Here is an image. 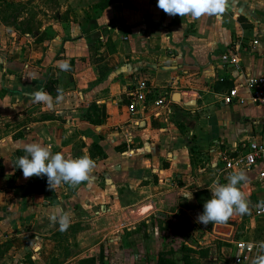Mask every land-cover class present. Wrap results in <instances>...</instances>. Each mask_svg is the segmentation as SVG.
<instances>
[{"label":"crops","instance_id":"obj_1","mask_svg":"<svg viewBox=\"0 0 264 264\" xmlns=\"http://www.w3.org/2000/svg\"><path fill=\"white\" fill-rule=\"evenodd\" d=\"M237 42L234 65L221 56ZM248 75H264V0L200 18L157 0H0V264H230L236 241L264 242L261 164L244 172L248 213L196 222L227 183L223 158L264 139V106L222 99ZM143 80L154 92L132 116ZM41 89L54 109L31 101ZM34 142L90 156L94 180L51 190L46 176L25 179L16 161Z\"/></svg>","mask_w":264,"mask_h":264},{"label":"clouds","instance_id":"obj_2","mask_svg":"<svg viewBox=\"0 0 264 264\" xmlns=\"http://www.w3.org/2000/svg\"><path fill=\"white\" fill-rule=\"evenodd\" d=\"M229 0H157V7L165 13L184 17L200 18L203 15H220L228 7ZM62 71L69 70L67 62H58ZM59 95V94H58ZM33 103L55 108L54 99L44 90H37L30 97ZM58 102V98L57 101ZM25 155L17 158L16 167L22 170L25 179L29 177H47L48 187L53 190L61 183L79 185L82 182H92L95 161L88 155L80 157L65 156L60 152L53 153L51 144L34 142L23 149ZM247 177L243 170H235L229 174L227 183L219 184L211 189V198L205 201L203 212L198 214L196 222L208 225L219 224L229 220L233 214L244 215L249 211L247 194L242 190ZM184 198L191 200L192 192ZM70 214L63 206L56 207L52 212V220L59 223L63 231L68 226ZM258 255L252 264H264V242L256 245Z\"/></svg>","mask_w":264,"mask_h":264},{"label":"built area","instance_id":"obj_3","mask_svg":"<svg viewBox=\"0 0 264 264\" xmlns=\"http://www.w3.org/2000/svg\"><path fill=\"white\" fill-rule=\"evenodd\" d=\"M258 42L255 41L254 44ZM241 43L222 53V59L228 63L239 65L238 49ZM154 92L147 81L143 80L138 83L136 88L129 93L130 102L128 105L129 112L135 116L139 108L147 106L148 96ZM223 101L226 104L235 102L245 103L248 100L264 106V75H248L242 83L230 88L224 95ZM157 108V114L160 115L163 110L169 108V100L161 96L154 101ZM244 149H235L233 155H226L224 159L223 172L228 177L235 170L251 171L254 167L263 165L259 173L260 180L264 181V139L250 141L243 147ZM257 213L264 215V203L258 206ZM259 243H250L247 241H236L234 244V254L230 264H252L255 259L256 245Z\"/></svg>","mask_w":264,"mask_h":264},{"label":"rangeland","instance_id":"obj_4","mask_svg":"<svg viewBox=\"0 0 264 264\" xmlns=\"http://www.w3.org/2000/svg\"><path fill=\"white\" fill-rule=\"evenodd\" d=\"M50 1L53 2V3L55 2V0H50ZM50 11L52 12L51 13L52 16H56V13L57 12H54V9L53 10L51 9ZM40 12H42V11H40ZM7 15H8V17H7L8 22L12 25L11 27H14V23H13V17H14V15L12 14V11L7 10ZM25 17H26L25 19L27 20L28 19V16H25Z\"/></svg>","mask_w":264,"mask_h":264}]
</instances>
